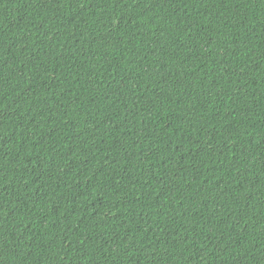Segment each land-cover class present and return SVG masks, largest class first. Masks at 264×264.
Returning a JSON list of instances; mask_svg holds the SVG:
<instances>
[{
	"label": "trees",
	"instance_id": "obj_1",
	"mask_svg": "<svg viewBox=\"0 0 264 264\" xmlns=\"http://www.w3.org/2000/svg\"><path fill=\"white\" fill-rule=\"evenodd\" d=\"M0 264H264V0H0Z\"/></svg>",
	"mask_w": 264,
	"mask_h": 264
}]
</instances>
